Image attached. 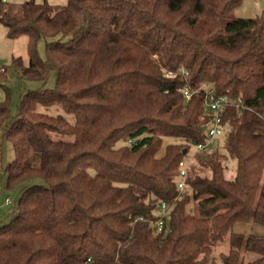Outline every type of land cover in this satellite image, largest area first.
I'll use <instances>...</instances> for the list:
<instances>
[{"label":"trees","instance_id":"1","mask_svg":"<svg viewBox=\"0 0 264 264\" xmlns=\"http://www.w3.org/2000/svg\"><path fill=\"white\" fill-rule=\"evenodd\" d=\"M243 1L0 0L8 36H28L18 76L56 72L54 88L21 94L15 117L0 105L15 150L4 166L0 141V172L8 189L27 185L0 226V264H216L227 237L223 264H264V236L234 232L264 226V16L237 17ZM204 85L232 100L226 152H196L211 176L193 163L181 191L179 163L210 121Z\"/></svg>","mask_w":264,"mask_h":264},{"label":"rangeland","instance_id":"2","mask_svg":"<svg viewBox=\"0 0 264 264\" xmlns=\"http://www.w3.org/2000/svg\"><path fill=\"white\" fill-rule=\"evenodd\" d=\"M26 1L30 0H7V2L13 6H19ZM38 3H43L45 0H35ZM50 4L65 6L69 0H47ZM235 14L241 18L262 17L264 16V0H244L241 6H239ZM39 54L42 58L45 57V44L41 41L38 47ZM21 58L25 65L28 64V36L23 35L16 39H12L8 36V29L0 24V105H5L9 109L11 117H15L18 114L20 97L25 91L38 90L41 88H54L56 84V72L51 73L47 82H38L23 79L13 69V58ZM223 135L218 139L217 146L221 151L225 150L226 135L229 130L227 125L223 126ZM2 133H0V141L2 139ZM172 139H165L164 147L172 142ZM3 149V165L13 161L15 158V150L13 144L8 140H2ZM162 150V152H163ZM196 146L191 147V153L193 154V160L191 164H195V171H200L202 176H211V171L208 167H202L199 160L196 157ZM227 166V176L230 179H234L236 175V160L229 158L225 161ZM26 184H22L16 188L8 189L6 187V177L4 173L0 172V226L8 224L16 215L17 205L20 196ZM7 199L10 200V204H6ZM234 232L244 234H256L264 236V226L254 223H237L234 227ZM229 237L222 245L214 248L212 256L216 264H223V256L227 255L230 251ZM257 257L254 253H246L245 261H251Z\"/></svg>","mask_w":264,"mask_h":264},{"label":"built area","instance_id":"3","mask_svg":"<svg viewBox=\"0 0 264 264\" xmlns=\"http://www.w3.org/2000/svg\"><path fill=\"white\" fill-rule=\"evenodd\" d=\"M203 89L206 93L205 98V106L207 110V116L210 118L209 123L204 127L206 139L202 143L196 144L197 153L201 152H213L216 149L218 139L224 134L223 125H222V113L225 108L232 102L231 99L227 96L217 97L213 89H209L207 85L203 86ZM189 100L192 96V91L188 87H184L181 90ZM193 154L186 156L180 163V173L178 176V187L181 191H183L186 187V180L188 176V172L190 169V165L192 163ZM6 203L9 205L10 200L8 199ZM167 205L164 203L162 205V213L163 217L166 216ZM152 226L154 227L155 232H161L164 229V220L160 219L157 222H152Z\"/></svg>","mask_w":264,"mask_h":264},{"label":"water","instance_id":"4","mask_svg":"<svg viewBox=\"0 0 264 264\" xmlns=\"http://www.w3.org/2000/svg\"><path fill=\"white\" fill-rule=\"evenodd\" d=\"M203 130H205V128H203Z\"/></svg>","mask_w":264,"mask_h":264},{"label":"crops","instance_id":"5","mask_svg":"<svg viewBox=\"0 0 264 264\" xmlns=\"http://www.w3.org/2000/svg\"><path fill=\"white\" fill-rule=\"evenodd\" d=\"M8 200V199H7ZM7 204V203H6Z\"/></svg>","mask_w":264,"mask_h":264}]
</instances>
